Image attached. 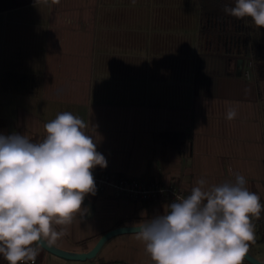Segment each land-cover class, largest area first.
Wrapping results in <instances>:
<instances>
[{"label": "crops", "instance_id": "0c3cea01", "mask_svg": "<svg viewBox=\"0 0 264 264\" xmlns=\"http://www.w3.org/2000/svg\"><path fill=\"white\" fill-rule=\"evenodd\" d=\"M200 18L198 0H42L1 11L0 134L42 142L44 125L67 111L107 161L92 169L97 175L190 195L200 179L210 187L240 174L263 202L258 83L243 75V61L202 47ZM170 203L88 194L70 224L53 225L64 235L51 244L88 252L105 233L147 223ZM38 251V264H155L138 233L113 237L92 260ZM249 251L263 261L264 236ZM0 264H8L2 254Z\"/></svg>", "mask_w": 264, "mask_h": 264}, {"label": "clouds", "instance_id": "9594fccd", "mask_svg": "<svg viewBox=\"0 0 264 264\" xmlns=\"http://www.w3.org/2000/svg\"><path fill=\"white\" fill-rule=\"evenodd\" d=\"M224 12L264 28V0H235ZM236 114L229 107L227 119ZM44 128L47 135L39 143L0 134V254L8 264H35L40 242L64 235L53 225L70 224L85 196L95 194L92 169L107 166L81 118L65 111ZM246 184L240 174L210 187L200 179L166 213L136 223L155 264H242L255 239L251 218L258 219L262 209Z\"/></svg>", "mask_w": 264, "mask_h": 264}, {"label": "trees", "instance_id": "16d2710c", "mask_svg": "<svg viewBox=\"0 0 264 264\" xmlns=\"http://www.w3.org/2000/svg\"><path fill=\"white\" fill-rule=\"evenodd\" d=\"M39 1L42 0H0V12ZM198 2L202 47L207 52L243 61V75L250 62H253L251 77L258 83L260 99L264 104V28H257L249 17L238 19L227 15L224 12L225 5L234 6L235 0Z\"/></svg>", "mask_w": 264, "mask_h": 264}, {"label": "built area", "instance_id": "2783aa9c", "mask_svg": "<svg viewBox=\"0 0 264 264\" xmlns=\"http://www.w3.org/2000/svg\"><path fill=\"white\" fill-rule=\"evenodd\" d=\"M254 64L250 62L249 67L245 71V77L250 78ZM95 181V193L100 195H110L117 199H128L136 202H151L159 200H168L169 202L178 201L181 198H186V195L181 189L171 187L157 181L145 182L137 178L121 177L115 178L111 173L106 172L97 175L92 171ZM259 218L252 217L254 224L255 238L264 236V201ZM24 264V262H21ZM26 264H32L31 261ZM35 264H38L36 259ZM106 264H126L121 262L106 263ZM242 264H248L247 260H243Z\"/></svg>", "mask_w": 264, "mask_h": 264}, {"label": "water", "instance_id": "95a60500", "mask_svg": "<svg viewBox=\"0 0 264 264\" xmlns=\"http://www.w3.org/2000/svg\"><path fill=\"white\" fill-rule=\"evenodd\" d=\"M138 228H135V226L132 227H119L116 229H113L104 235L99 239V241L96 243V245L88 252H70L65 251L62 249H59L58 247H55L51 243L49 244L47 240H42L40 242V247L46 250L47 252L60 257L62 259L70 260V261H86V260H92L97 257L101 249L104 247V245L113 237L122 235V234H133L138 233ZM244 260H247L250 264H264V260H260L257 257H255L249 250L246 254Z\"/></svg>", "mask_w": 264, "mask_h": 264}]
</instances>
